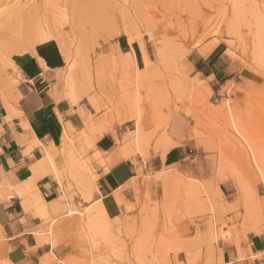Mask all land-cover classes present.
Wrapping results in <instances>:
<instances>
[{
	"label": "rangeland",
	"instance_id": "1",
	"mask_svg": "<svg viewBox=\"0 0 264 264\" xmlns=\"http://www.w3.org/2000/svg\"><path fill=\"white\" fill-rule=\"evenodd\" d=\"M44 1L35 4L45 24L38 19L35 30L18 26L0 37V62L43 36L64 44L65 92L94 113L86 120L93 136L81 130L60 148L56 176L68 185L60 198L72 213L38 230L64 248L50 261L223 264L226 248L234 253L229 264H264V252L249 248L252 234L264 235V0H47L54 11ZM177 117L191 154L202 158L162 166L159 158L178 143L170 135L181 137ZM114 125L126 131L117 143L140 163L129 200L116 197L121 214L108 218L100 203L71 200L91 201L90 162L98 154L88 153L102 126ZM40 163L51 170L46 156ZM200 167L202 174L193 171Z\"/></svg>",
	"mask_w": 264,
	"mask_h": 264
},
{
	"label": "crops",
	"instance_id": "2",
	"mask_svg": "<svg viewBox=\"0 0 264 264\" xmlns=\"http://www.w3.org/2000/svg\"><path fill=\"white\" fill-rule=\"evenodd\" d=\"M117 45L120 49V41ZM65 68L66 59L56 40L37 43L0 62V263L62 264L50 261V257L58 259L64 248L46 242L38 230L48 221L54 223L72 213L69 200L60 198L68 188L67 181L61 184L56 176L62 169L60 148L65 137H75L81 130L93 136L86 120L94 114L86 99L73 103L66 94ZM177 119L181 137L170 135L178 143L159 158L162 166L185 165L186 160L202 158L191 154L183 120ZM125 134L114 125L95 138L93 151L88 153V157L98 154L90 162L94 176L91 201L73 197V205L89 208L90 203H100L108 218L121 214L123 205L116 194L129 200L127 185L138 176L134 161L140 163L139 156L121 153L117 142ZM46 150L54 155L56 172H46L40 165ZM193 171L202 174L203 168ZM249 248L254 255L264 252V235L252 234ZM232 255V250L224 248L223 264L231 263Z\"/></svg>",
	"mask_w": 264,
	"mask_h": 264
},
{
	"label": "bare ground",
	"instance_id": "3",
	"mask_svg": "<svg viewBox=\"0 0 264 264\" xmlns=\"http://www.w3.org/2000/svg\"><path fill=\"white\" fill-rule=\"evenodd\" d=\"M11 1H13V3L10 5V6H7V7H4L3 5L4 4H8V0H5V1H1L0 0V37H6L7 35H9L10 36V34L12 35V34H14L15 33V29L18 27V26H32V28L35 30V27L34 26H36L37 27V25H38V19H42V21H43V23H44V19H47V17H46V14H44V11H42V10H40V4H38V7H37V5L35 4V1L36 0H33L32 1V3H30V4H27V5H24V2H22L21 0H11ZM40 1V0H39ZM44 1V0H43ZM47 1V0H46ZM31 2V1H30ZM44 3H45V1H44ZM48 3H51V2H46V4H48ZM36 5V8H35V5ZM43 4V3H42ZM48 5H50V7L49 8H51V9H53L54 8V5L55 4H48ZM3 6V7H2ZM42 6V5H41ZM44 6V5H43ZM43 6H42V8H43ZM45 6H47V5H45ZM37 9V12L35 11ZM44 10H48V9H46V7H44ZM56 10V9H55ZM50 11H52V10H50ZM53 11H54V9H53ZM52 11V17L51 18H53L54 17V12ZM56 12H58V11H56ZM55 12V13H56ZM63 12H66V10L65 11H63ZM63 12H62V9H61V15L63 14ZM46 13V12H45ZM49 13V12H48ZM160 14V15H159ZM158 14V12H157V15H159V17H161V15H162V12L161 13H159ZM49 15V14H48ZM47 15V16H48ZM56 15V14H55ZM38 16H39V18H38ZM65 17V16H64ZM49 18V17H48ZM54 19H55V17H54ZM56 20V19H55ZM67 21H68V19L66 20L65 19V22L67 23ZM54 22V20L53 21H51V23H53ZM206 22H202V24H200V25H198V26H200V27H202L203 29H204V27H206L205 24ZM45 24V23H44ZM47 25V24H46ZM207 28H208V26H207ZM207 28H205V29H207ZM198 29V28H197ZM202 29V30H203ZM191 31H192V29H191ZM205 31V30H204ZM192 32H195L194 31V29H193V31ZM16 34V33H15ZM192 34V33H191ZM200 34V33H199ZM126 35H127V37H128V40H129V43L131 44L132 43V38H131V36H130V34L129 33H126ZM8 37V36H7ZM48 37L49 36H43V37H41V41H45V40H47L48 39ZM227 43V42H226ZM229 43V45L231 44L230 42H228ZM228 43H227V45H228ZM232 46V45H231ZM230 46V47H231ZM204 49V48H203ZM206 49V48H205ZM60 50H61V52H62V54H63V56H64V58L66 59V61H69L70 60V58H69V56H68V52H67V50H66V47L64 46V44H60ZM14 51V50H13ZM19 51V50H18ZM202 51V50H201ZM206 51V50H205ZM204 51V52H205ZM20 52V51H19ZM22 52V51H21ZM203 51L201 52L202 54L204 53ZM14 53H16L15 51H14ZM68 63V62H67ZM70 69V68H69ZM1 70V69H0ZM2 72V71H1ZM70 72H71V69L70 70H67V73L68 74H70ZM69 97V96H68ZM73 99H72V102L73 101H77V99L78 98H76V97H72ZM73 103H75V102H73ZM91 103H92V106L97 110V109H99V106L96 104V102L94 101V100H91ZM229 125V124H228ZM227 125V126H228ZM226 126V127H227ZM105 127V126H104ZM235 128H237L236 126H234ZM102 128H103V126H102ZM100 129L99 130V132L100 133H98L99 134V136L100 135H102L103 133H105L106 132V129L105 130H103V129ZM230 128V127H229ZM231 131V130H230ZM65 140V139H64ZM127 147V146H126ZM128 148H130L129 146L127 147V148H123L122 149V151H121V153H124L123 155L125 156H127L130 152L127 150ZM250 149L252 148V146L250 145V147H249ZM253 149H255L254 147H253ZM253 149H252V151H253ZM52 150H54V148L52 149ZM51 150V151H52ZM254 152H256V149H255V151ZM99 153V152H98ZM255 154V153H254ZM45 156H46V158H47V160L49 161V166H50V168H51V170H53L54 172H56V169H55V165H54V163H53V161L51 160V152H50V150L48 151V150H46L45 151ZM255 155H253V157H254ZM257 156V155H256ZM255 156V157H256ZM254 157V158H255ZM94 159V158H93ZM257 159V158H256ZM101 162H103L102 160L99 162V163H101ZM48 172V171H47ZM57 173V172H56ZM131 183H133V180L131 181ZM135 184H136V182H135ZM134 184V185H135ZM127 185V184H126ZM131 185H133V184H131ZM133 185V186H134ZM127 186H129V185H127ZM204 186V185H203ZM206 188V187H205ZM208 189V192L210 193V194H213L212 192V188L208 185V187H207ZM127 190V189H126ZM125 190V191H126ZM124 193V192H123ZM215 194V193H214ZM206 196H209V195H206ZM116 197H121L120 195H117L116 194ZM211 199V198H210ZM213 207V209H214V206H212ZM40 212L42 213V212H44V206L42 205L41 207H40ZM46 262H49V261H46ZM4 264H8V263H4ZM11 264V263H10ZM64 264V263H63Z\"/></svg>",
	"mask_w": 264,
	"mask_h": 264
},
{
	"label": "snow or ice",
	"instance_id": "4",
	"mask_svg": "<svg viewBox=\"0 0 264 264\" xmlns=\"http://www.w3.org/2000/svg\"><path fill=\"white\" fill-rule=\"evenodd\" d=\"M213 71H215V69H213ZM25 264H29V262L28 261H25ZM31 264H34V261L31 262Z\"/></svg>",
	"mask_w": 264,
	"mask_h": 264
}]
</instances>
